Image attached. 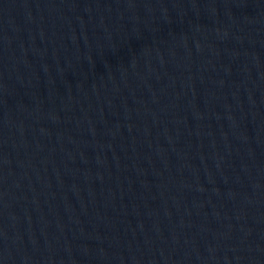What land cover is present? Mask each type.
<instances>
[{
  "label": "water",
  "instance_id": "obj_1",
  "mask_svg": "<svg viewBox=\"0 0 264 264\" xmlns=\"http://www.w3.org/2000/svg\"><path fill=\"white\" fill-rule=\"evenodd\" d=\"M0 264H264V0H0Z\"/></svg>",
  "mask_w": 264,
  "mask_h": 264
}]
</instances>
